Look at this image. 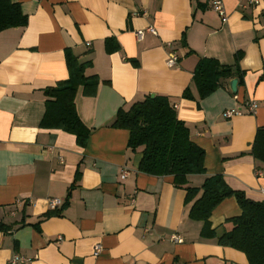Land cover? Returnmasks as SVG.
I'll use <instances>...</instances> for the list:
<instances>
[{"label":"crops","instance_id":"0c3cea01","mask_svg":"<svg viewBox=\"0 0 264 264\" xmlns=\"http://www.w3.org/2000/svg\"><path fill=\"white\" fill-rule=\"evenodd\" d=\"M11 1L27 24L0 32V223L10 226L0 230V264L15 254L26 264H248L243 252L201 235L203 223L189 217L193 202L171 175L138 170L143 147L128 148V130L112 123L147 96L168 98L205 153V175L188 176L187 186L221 175L232 190L264 202V163L250 154L264 127L260 8L222 0V23L211 0ZM149 26L157 34L137 40L136 31ZM167 43L179 58L173 68ZM66 54L98 79L93 95L80 87L74 98L90 131L84 147L73 134L40 127L46 90L68 77ZM203 58L239 70L237 98L229 88L236 76L199 97L193 75ZM230 109L243 114L225 118ZM48 198L64 207L50 209ZM240 213L235 197L225 198L212 211L211 229L227 231Z\"/></svg>","mask_w":264,"mask_h":264},{"label":"trees","instance_id":"16d2710c","mask_svg":"<svg viewBox=\"0 0 264 264\" xmlns=\"http://www.w3.org/2000/svg\"><path fill=\"white\" fill-rule=\"evenodd\" d=\"M26 24L27 17L18 3L0 0V32ZM108 49L111 50L109 46ZM66 65L68 77L45 92V112L40 127L73 134L78 145L84 147L90 131L77 115L74 98L80 87H83L84 94L93 95L98 79L85 76L88 64L80 63L69 54H66ZM238 71H232L214 59H200L193 75L199 97L215 90L222 78L236 76L242 83V75ZM184 96L191 97L188 89ZM112 126L128 130V148L143 147L138 166L140 172L171 175L176 186L184 187L186 203L193 202L189 217L203 223V237L214 238L221 246L243 252L248 264H264V202L252 201L243 192L232 190L221 175L205 176L200 187L187 186L188 176L205 175V153L191 140L189 129L178 119L168 98L147 96L134 102L128 110L118 111ZM250 154L256 161L264 163V127L257 129ZM199 192L201 194L197 197ZM231 196L235 197L241 213L227 220L230 224L227 231L217 234L211 229L209 219L214 208ZM9 228L0 223V230Z\"/></svg>","mask_w":264,"mask_h":264},{"label":"built area","instance_id":"2783aa9c","mask_svg":"<svg viewBox=\"0 0 264 264\" xmlns=\"http://www.w3.org/2000/svg\"><path fill=\"white\" fill-rule=\"evenodd\" d=\"M243 6H253V7H258L260 8V13L262 16H264V0H243ZM211 8L220 16L222 23H226L227 22V16L225 13V9H224V5H223V1L222 0H211ZM145 32L151 33L156 35L157 31L154 27L149 26L148 28H146V30H138L135 33V36L137 38V40H141L145 34ZM168 47V53H167V59H166V65L169 68H173L175 66H177L178 63V56L175 52H173L172 50V43H167L166 44ZM234 97L237 98V95L234 94ZM173 107L176 109L177 105H173ZM246 107L248 109V111L253 114L255 113V109H256V102L254 101H250L246 103ZM243 112L242 110H237V109H230V110H225L223 112V116L225 118H231L233 116H239L242 115ZM128 175V170L127 168H123L122 169V177H126ZM48 203H49V207L52 210H57L59 208H61L64 204V201L60 198H48ZM16 204L19 205L20 201L17 200ZM171 239L177 243L181 242L182 240L180 238H177L175 236H171ZM102 250V246L100 244H97L94 248V256H97L99 254V252ZM30 260L26 257L20 256V255H13L10 260L8 261L7 264H26L28 263Z\"/></svg>","mask_w":264,"mask_h":264},{"label":"water","instance_id":"95a60500","mask_svg":"<svg viewBox=\"0 0 264 264\" xmlns=\"http://www.w3.org/2000/svg\"><path fill=\"white\" fill-rule=\"evenodd\" d=\"M229 88L233 94H236L237 88H238V79L237 78H233L230 80ZM152 97H153V95H152Z\"/></svg>","mask_w":264,"mask_h":264}]
</instances>
